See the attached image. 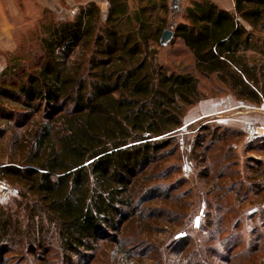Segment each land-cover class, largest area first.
<instances>
[{"label":"trees","instance_id":"obj_1","mask_svg":"<svg viewBox=\"0 0 264 264\" xmlns=\"http://www.w3.org/2000/svg\"><path fill=\"white\" fill-rule=\"evenodd\" d=\"M233 2L229 10L191 0L169 41H183L199 76L264 104V0ZM107 3L105 15L89 1L72 18L48 16L35 44L21 45L0 71V180L18 191L0 201V264H110L116 254L246 264L225 255L238 244L240 218L226 230L224 217L213 223L207 211L199 229L190 226L191 187L183 177L166 182L180 171L170 164L179 134L190 130L188 157L201 164L240 130L211 118L182 127L205 94L199 76L156 60L168 0Z\"/></svg>","mask_w":264,"mask_h":264},{"label":"rangeland","instance_id":"obj_2","mask_svg":"<svg viewBox=\"0 0 264 264\" xmlns=\"http://www.w3.org/2000/svg\"><path fill=\"white\" fill-rule=\"evenodd\" d=\"M128 1L130 5L136 4V0ZM190 2L191 0H168L169 8L166 15L162 11L156 12L165 17L164 28L174 30L179 22L184 21L183 10ZM82 4L84 3L71 7L64 3H59L56 6L54 0H0V71L7 65L10 55L19 50L21 45H27L29 42L31 45L35 44L42 20L48 19V16L57 20L72 18ZM97 4L102 15H105L108 6L107 0H101ZM157 5L159 6L160 3ZM155 46L157 48L156 60L169 73L191 72L199 76L194 68L192 54L180 38L174 37L165 45ZM199 85L205 97L194 106L203 100L216 97H222L224 105L226 101H230L227 99V95L237 100L231 93L223 90L214 77L199 76ZM237 101L246 105L236 102L237 106L218 113L216 117L222 120L227 119L225 122H229L231 125L234 123L230 120L237 121L236 123L243 128L239 129L240 133L237 136L233 135L234 137L230 136L223 142L217 140L222 145L211 146L216 147L212 148V152H209L208 161L201 164L191 162L188 157L190 144L182 137H187L188 133L190 135V130L187 129L183 135L179 134L181 147L170 159V164L179 165L180 163V171L172 174L166 182H173L183 177L181 179L186 182L183 186L184 189L191 187L192 192L187 198L193 202L189 212L191 214L188 223L190 226L199 229L206 218L207 211L214 218L213 223H216L219 217H224L223 224L226 230L235 219L240 218V226L236 231L239 239L238 244L232 252L225 255L232 260H236V256L237 259L240 257L238 260H244L246 264H252V262L264 264V252L261 250L254 252L251 249L255 244L264 246V227L262 226L264 223V141L257 140L264 137L262 134L264 132V104L256 105ZM232 104L235 103L232 102ZM211 115L209 116L214 117ZM209 116L206 118L210 119ZM219 123H223V121ZM251 129H254L255 133ZM210 157H212L211 160H209ZM225 165L226 168L222 169ZM207 166L209 168H205L206 174L199 176L198 172ZM221 172L225 175L218 176ZM206 177L208 183L205 182ZM2 186L7 188L8 194L5 197L0 195L1 202H5L11 197H18L17 189L4 180H0V189ZM216 206L219 210L214 209ZM252 225H256V228H252ZM177 229L158 232L157 236L161 239L166 238L171 233L173 235ZM259 234L262 237L258 239ZM217 250L218 253H224L219 246H217ZM29 264H35V262L32 261ZM52 264L55 262L53 261ZM110 264H149V261H140L136 257L125 258L121 254H116L115 263Z\"/></svg>","mask_w":264,"mask_h":264},{"label":"crops","instance_id":"obj_3","mask_svg":"<svg viewBox=\"0 0 264 264\" xmlns=\"http://www.w3.org/2000/svg\"><path fill=\"white\" fill-rule=\"evenodd\" d=\"M89 1H95L96 3L100 2L101 0H54L55 5L57 6V4L59 3H64V4H68L71 7L73 5L76 4H81V3H86ZM172 1V0H171ZM215 1L220 7L224 8V9H233L234 6V2L233 0H213ZM60 7H62L61 5H59ZM228 100L230 101H226V103L223 105V98L222 97H216V98H209L206 100L201 101L200 103H198L197 105H193L190 107V110L188 112H186L185 114V120H184V125H186L187 123H190L192 121H195L197 119L200 118H206L209 115L213 114L214 117H210L211 120H216L217 122H221L223 121L224 124H227L229 126L238 128L240 130H242L243 128L240 126V124L236 123L237 121L234 122V120H230V122L233 121L234 125H231V123L229 122H225L227 121V119H220L218 117H216L218 115V113L230 109V108H234L235 106H237V104H245V103H241L238 102L237 100H235L234 98L232 99L231 96L227 95L226 96ZM235 103L234 105L232 104ZM236 102H238L236 104ZM246 105V104H245ZM262 107V106H261ZM211 115V116H213ZM229 121V120H228Z\"/></svg>","mask_w":264,"mask_h":264},{"label":"water","instance_id":"obj_4","mask_svg":"<svg viewBox=\"0 0 264 264\" xmlns=\"http://www.w3.org/2000/svg\"><path fill=\"white\" fill-rule=\"evenodd\" d=\"M173 36V30L170 28H164L159 37V44L165 45Z\"/></svg>","mask_w":264,"mask_h":264},{"label":"built area","instance_id":"obj_5","mask_svg":"<svg viewBox=\"0 0 264 264\" xmlns=\"http://www.w3.org/2000/svg\"><path fill=\"white\" fill-rule=\"evenodd\" d=\"M253 133H255V130L254 129H251ZM264 135V132L262 133ZM257 135H260L257 133ZM10 193H12V191H10ZM8 194V190L5 186H2L1 189H0V195L5 197L6 195Z\"/></svg>","mask_w":264,"mask_h":264}]
</instances>
